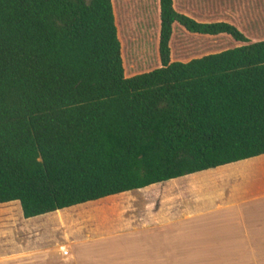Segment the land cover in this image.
I'll return each instance as SVG.
<instances>
[{
    "label": "trees",
    "instance_id": "obj_1",
    "mask_svg": "<svg viewBox=\"0 0 264 264\" xmlns=\"http://www.w3.org/2000/svg\"><path fill=\"white\" fill-rule=\"evenodd\" d=\"M262 154L264 0H0V204L27 219Z\"/></svg>",
    "mask_w": 264,
    "mask_h": 264
},
{
    "label": "crops",
    "instance_id": "obj_2",
    "mask_svg": "<svg viewBox=\"0 0 264 264\" xmlns=\"http://www.w3.org/2000/svg\"><path fill=\"white\" fill-rule=\"evenodd\" d=\"M264 154L24 218L28 228L0 223V264H264ZM79 213L80 237L56 212ZM86 219V220H85ZM19 233L21 247L8 239ZM67 250V255L63 251Z\"/></svg>",
    "mask_w": 264,
    "mask_h": 264
},
{
    "label": "rangeland",
    "instance_id": "obj_3",
    "mask_svg": "<svg viewBox=\"0 0 264 264\" xmlns=\"http://www.w3.org/2000/svg\"><path fill=\"white\" fill-rule=\"evenodd\" d=\"M259 166L264 167V161L259 162ZM16 204H13L8 207L5 206H0V223H3L2 218L4 217V215H6L7 219L4 221L3 224H10L13 225L14 228L16 230H18L19 228H28V224H26V221H22L21 218L18 216V211L16 208ZM96 205L92 204V205H87L85 207H81V208H77V209H71L70 211H68L67 213H70L68 215L70 216H66L65 212L63 213V215L61 217H70L73 218L72 220H70V225H71V237L72 239H76L80 237L79 234V226H80V218H79V213L82 215H85V217L89 218L90 222L86 223L84 221H81V225H91V229H94V220L91 219L93 216V213L95 212V207ZM94 211V212H93ZM48 220H50V223L55 222L56 220H59V216L57 214L55 215H50L48 217H46ZM86 220V219H85ZM13 236H16V239H8L10 241H8V244L11 245V247H21L22 246V241L21 239H19V233H14Z\"/></svg>",
    "mask_w": 264,
    "mask_h": 264
},
{
    "label": "built area",
    "instance_id": "obj_4",
    "mask_svg": "<svg viewBox=\"0 0 264 264\" xmlns=\"http://www.w3.org/2000/svg\"><path fill=\"white\" fill-rule=\"evenodd\" d=\"M67 253H68L67 250H64V251H63V254H64V255H67Z\"/></svg>",
    "mask_w": 264,
    "mask_h": 264
}]
</instances>
